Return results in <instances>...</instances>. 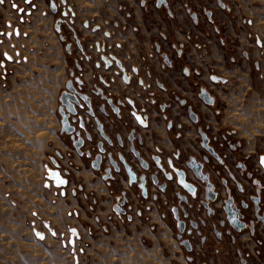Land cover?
I'll list each match as a JSON object with an SVG mask.
<instances>
[{"label": "crops", "instance_id": "crops-1", "mask_svg": "<svg viewBox=\"0 0 264 264\" xmlns=\"http://www.w3.org/2000/svg\"><path fill=\"white\" fill-rule=\"evenodd\" d=\"M54 1L60 13L64 9L73 21L84 51L102 45L115 56V67L141 69L135 78L146 75L149 82L163 77L176 91L178 82L208 88L224 103L221 124L235 130L243 144L242 152L264 155V141L257 138L264 135V0H232L230 9L218 7L215 0H185L187 8L203 9L204 17L197 22L191 21L179 3L169 17L165 10L142 5L143 0ZM16 2L24 4L31 15L28 23L19 27L14 48L0 43V264L14 263L15 241L22 245L17 264L30 262L24 242L13 239L14 228L31 230L35 242L57 252L53 255L55 264H241L237 249L246 264H264V253L257 254L258 245L246 234L236 245L228 239L218 242L211 238L204 249L195 247L188 259L174 238L173 221L168 216L164 219L153 202L146 201L149 209L141 218L128 220L127 215L115 211L121 193L127 190L126 180L119 178L108 186L75 155L68 137L61 132L59 98L75 57L66 51L54 29L58 15L50 12L49 0L6 1L0 4L4 22ZM209 11L211 18L206 16ZM157 43L162 49L202 43L208 49L210 67L199 77L192 70L185 71L182 80L173 68L163 69L152 56ZM116 45L121 48L116 49ZM87 57L81 67L85 85L90 87L102 76L92 71L93 59ZM211 75L224 83L212 85ZM181 90L196 102L190 90ZM113 92L132 98L130 88L120 79ZM156 95L147 94L138 100L152 116ZM214 108L199 106L213 125ZM171 111L173 118L175 109ZM180 122L182 136L177 138L176 131L168 133L163 124L152 121L143 132L146 150L152 149L154 142L165 154L176 148L187 152L196 147L193 127L184 119ZM107 132L114 135L111 127ZM122 132L126 136L127 131L122 128ZM54 153L66 155L73 169L68 186L57 198L54 183L46 178ZM47 182L50 188L45 186ZM135 196L131 191V200ZM160 201L163 205L164 196ZM58 235L70 238L68 244L64 246Z\"/></svg>", "mask_w": 264, "mask_h": 264}, {"label": "flooded vegetation", "instance_id": "flooded-vegetation-1", "mask_svg": "<svg viewBox=\"0 0 264 264\" xmlns=\"http://www.w3.org/2000/svg\"><path fill=\"white\" fill-rule=\"evenodd\" d=\"M6 1L14 2L15 0H2L0 4ZM157 1L143 0L142 5H150L156 11L165 10L166 14L172 17V8L179 3L191 21L197 22L204 17L203 9L201 11L187 8L184 4L185 0H162L165 4L160 3L159 7H157ZM215 1L222 9L231 8L229 3L232 0H227L228 5L223 0ZM50 2L49 0V9ZM54 3L56 4L54 15H58L54 29L57 21H60L59 30L55 29V31L60 40L65 43L66 51L75 57V66L68 79L74 89L71 94L72 113L65 111L59 98L58 116L61 132L62 116L60 114L64 111V114L68 115L67 121L69 127L73 128V133L62 132V134L68 137L75 155L84 159L108 186L112 185L116 179L126 180L127 190L121 193L115 211L127 215L128 220L132 217L141 218L149 209L146 201L153 202L164 219L168 216L173 221L174 238L185 251L188 259L195 247L204 249L211 238L218 242L228 239L232 245H236L243 234L248 235L258 245L259 256L264 253V164L261 163L264 155L242 152L243 144L236 138L235 130L221 124L224 103L205 87H189L187 84L183 86V83L178 82L179 89L176 91L163 81V77H154L150 82L146 75L139 79L135 78L141 74V69L125 71L118 66V68L115 67L113 61L115 56L109 54L102 45L92 46L84 51L82 41L72 27L73 21L68 23L62 16V12L60 13L57 3L55 1ZM14 5L11 12L23 13L30 17L31 11L27 13L23 8L24 4L20 6L16 2ZM211 15L209 11L206 16L211 18ZM4 23L0 16V33L3 32ZM3 42L9 44L8 41ZM158 45L153 46L152 56L160 61L163 69L173 68L182 80L185 78V71L192 70L199 77L201 71L210 67L208 49L202 43L188 46L171 45L169 49H162ZM14 46L11 47L9 44L10 48ZM115 48L121 47L116 45ZM244 55L248 58L247 53ZM87 56L93 59L92 71L102 76L96 85L90 87L85 85L81 67L82 64H86ZM262 56L264 58V50ZM117 79L130 88L132 98L114 94ZM210 81L214 86L224 83L223 79L214 75L210 76ZM66 86L62 93L66 91ZM181 89L190 90L196 102L189 100ZM147 94L157 96L154 97L156 106L152 110L154 116L146 110V107L141 108L138 104L141 96ZM200 105L208 109L216 107L213 110L214 125L204 118L199 109ZM172 109H175V112L173 118H170ZM181 119L193 127L196 134V147L187 152L176 148L172 153L165 154L163 149L154 142L152 149L146 150L143 132L148 130L152 121L155 124H163L168 133L176 131L177 138H181L183 128ZM109 127L114 135L108 134ZM122 128L127 131L126 136L123 135ZM77 139H81L83 143L79 149L73 145ZM97 156H100L99 164L96 162ZM121 158L123 162L120 161ZM110 159L116 163L118 171L111 166ZM139 159L148 166V170L143 169ZM189 165L197 172L199 178L194 175ZM54 171H58L59 179L66 180V186L57 185V178H51ZM72 172L70 159L62 153H54L50 158V168L47 170L46 178L54 183L57 189L54 191L56 198L60 197L63 194L62 191L68 186ZM177 173L184 174L183 183L193 187L191 194L181 187ZM153 176L154 179H152ZM131 191L136 194L133 200L130 197ZM208 192H211L208 196L213 201L210 198L206 200ZM162 196L165 198L163 205L160 201ZM182 197H186L187 202L186 200L182 202ZM225 202L230 209L237 207L238 223L243 228L235 230L229 225L224 211L227 206ZM202 203H206L208 208L205 209ZM188 204L192 205V209L188 208ZM173 208L177 209L179 220H175ZM183 212L188 214L187 219L183 218ZM178 221H184L186 224L180 240L177 239ZM191 222L197 223L196 230L191 228ZM203 222L204 225H202ZM188 231H192L190 235L187 234ZM58 237L63 240V244H68L70 241V238L65 240L64 235H58ZM186 240L189 242L190 251L182 245V242ZM72 241L74 243L73 237ZM237 254L241 258V264H246L240 249H237ZM72 255L75 257L76 253L72 252Z\"/></svg>", "mask_w": 264, "mask_h": 264}, {"label": "water", "instance_id": "water-1", "mask_svg": "<svg viewBox=\"0 0 264 264\" xmlns=\"http://www.w3.org/2000/svg\"><path fill=\"white\" fill-rule=\"evenodd\" d=\"M160 3H163V4H165L164 3V1H162V0H158L157 1V7H159L160 6ZM50 10H51V12L53 13V14H55L56 13V4L54 3V1H51L50 2ZM60 23V21H57V23H56V25H55V29L58 31L59 30V26H58V24ZM73 87H72V84H71V82L70 81H68L67 82V86H66V91L64 92V93H62V95H61V97H60V103H61V105H62V107H64V109H65V111H67V112H69V113H72L73 111H72V103H73V97H72V92H73ZM82 98V97H81ZM83 99V98H82ZM61 116H62V132H65L66 134H71V133H73V128H71V127H69V123H68V121H67V119H68V115H66V114H64V111L63 112H61V114H60ZM82 141H81V139H77V141L76 142H74V147L76 148V149H79L81 146H82ZM108 156V158H110V154H108L107 155ZM120 161L121 162H123V159L121 158L120 159ZM96 162H97V164H99L100 163V156H97L96 157ZM139 162H140V164H141V166L143 167V169L144 170H148V166L146 165V164H143L141 161H140V159H139ZM110 164H111V166L112 167H114L115 168V170L116 171H118V168L116 167V163H114L111 159H110ZM192 171H193V173H194V175L197 177V178H199V176L197 175V172L189 165L188 166ZM125 168H127L126 166H125ZM106 172H108V170L106 171ZM53 173V175L51 176V178H57V185H59V186H66V180L65 179H59L58 178V171H54V172H52ZM183 177H184V174H182V173H177V178H178V182L180 183V185H181V187L185 190V191H187V193L188 194H191L192 193V191H193V187L192 186H190V185H186V184H184L183 183ZM152 179H154V176L152 177ZM60 181H64V183H60ZM211 193V192H210ZM210 193L208 192V193H206V200H208V198H210L208 195H210ZM211 199V201H213L212 200V198H210ZM185 200H186V197H182L181 198V201L182 202H185ZM186 202H187V200H186ZM226 203V207L224 208V211H225V213H226V220L228 221V223H229V225L233 228V229H235V230H239L240 228H243V226L242 225H240V223H238V219L237 218H239V216H238V209H237V207H234V208H232V209H230V207L228 206V203L227 202H225ZM202 205L204 206V208L205 209H207L208 207H207V205H206V203H202ZM243 207H245L244 205H243ZM188 208L189 209H192V205L191 204H188ZM181 211H182V209H181ZM172 212H173V214H174V218H175V220H179V216L177 215V209H175V208H173L172 209ZM183 218L184 219H187L188 218V214L187 213H184L183 212ZM202 225H204V222L202 223ZM190 226H191V228H193V229H197L198 228V225H197V223H194V222H191L190 223ZM185 227H186V224H185V222L184 221H178V223H177V228H178V232H179V235L177 236V239H181V235L184 233V230H185ZM191 232L192 231H188L187 232V234L188 235H190L191 234ZM182 245L187 249V251H190L191 250V248H190V245H189V242L186 240V241H183L182 242Z\"/></svg>", "mask_w": 264, "mask_h": 264}, {"label": "rangeland", "instance_id": "rangeland-1", "mask_svg": "<svg viewBox=\"0 0 264 264\" xmlns=\"http://www.w3.org/2000/svg\"><path fill=\"white\" fill-rule=\"evenodd\" d=\"M259 74L260 73H256L255 76H258ZM262 95L264 96V94L261 93V96ZM257 138L261 141H264V135L259 136ZM13 239L18 240L20 242L21 241L24 242L23 246H26L28 248V255H29V261H30L29 264H55L54 262L55 258L53 257V255H58V253L54 252L52 248L39 245L37 242H35L33 240V233L31 230L27 231V229L14 228ZM15 242H14L13 251H12L13 256H14L13 264H17L16 259H18V257L21 254L20 248L22 246V245H17ZM61 247L63 249L64 246L61 244Z\"/></svg>", "mask_w": 264, "mask_h": 264}, {"label": "built area", "instance_id": "built-area-1", "mask_svg": "<svg viewBox=\"0 0 264 264\" xmlns=\"http://www.w3.org/2000/svg\"><path fill=\"white\" fill-rule=\"evenodd\" d=\"M62 16L68 23H70V19L67 16V12L63 9ZM30 17L16 12H11L8 14V19L5 21L3 26V32L0 33V43L3 41H8L10 46H14V42L19 38L18 29L20 26L28 23ZM16 59L19 61L18 57L16 56ZM47 188H50V183L47 182L45 184ZM57 190V189H56ZM54 236V234H53ZM63 244V241H62ZM65 246V244H63ZM72 257L75 259L74 255Z\"/></svg>", "mask_w": 264, "mask_h": 264}, {"label": "snow or ice", "instance_id": "snow-or-ice-1", "mask_svg": "<svg viewBox=\"0 0 264 264\" xmlns=\"http://www.w3.org/2000/svg\"><path fill=\"white\" fill-rule=\"evenodd\" d=\"M0 2H2V0H0ZM261 163L264 164V158H262ZM60 183L62 184V183H64V181H60ZM73 234H75V233H73Z\"/></svg>", "mask_w": 264, "mask_h": 264}, {"label": "trees", "instance_id": "trees-1", "mask_svg": "<svg viewBox=\"0 0 264 264\" xmlns=\"http://www.w3.org/2000/svg\"><path fill=\"white\" fill-rule=\"evenodd\" d=\"M50 1H52V0H50Z\"/></svg>", "mask_w": 264, "mask_h": 264}]
</instances>
